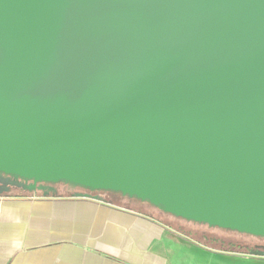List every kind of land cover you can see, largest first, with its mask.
Here are the masks:
<instances>
[{
	"label": "water",
	"instance_id": "95a60500",
	"mask_svg": "<svg viewBox=\"0 0 264 264\" xmlns=\"http://www.w3.org/2000/svg\"><path fill=\"white\" fill-rule=\"evenodd\" d=\"M0 172L264 237V0H0Z\"/></svg>",
	"mask_w": 264,
	"mask_h": 264
},
{
	"label": "crops",
	"instance_id": "0c3cea01",
	"mask_svg": "<svg viewBox=\"0 0 264 264\" xmlns=\"http://www.w3.org/2000/svg\"><path fill=\"white\" fill-rule=\"evenodd\" d=\"M170 218L85 189L2 192L0 264H235L237 258L264 259L204 245Z\"/></svg>",
	"mask_w": 264,
	"mask_h": 264
},
{
	"label": "rangeland",
	"instance_id": "374dc122",
	"mask_svg": "<svg viewBox=\"0 0 264 264\" xmlns=\"http://www.w3.org/2000/svg\"><path fill=\"white\" fill-rule=\"evenodd\" d=\"M23 191L22 188L13 183L12 178H8V180L6 179L4 182L0 181V193H21ZM194 226H196V224L189 222L184 223L183 228L189 232L190 237L198 240V242H201L204 245L215 244L222 249L229 248L236 251H247L253 255H260L264 252V246H262L261 242L264 237L250 235L233 229H224L217 226L204 225L200 226L199 229L194 228ZM211 237H213L214 240H211ZM238 256L240 257V255ZM223 259L225 260L226 258ZM235 261V264H264V259L257 257H252L248 261L237 258Z\"/></svg>",
	"mask_w": 264,
	"mask_h": 264
},
{
	"label": "trees",
	"instance_id": "16d2710c",
	"mask_svg": "<svg viewBox=\"0 0 264 264\" xmlns=\"http://www.w3.org/2000/svg\"><path fill=\"white\" fill-rule=\"evenodd\" d=\"M0 176H1L0 178H2V182L5 179H7V178H12L13 183H15L20 188H22L24 190L23 192L33 191V190H36L38 187L46 189L47 191H56V190H59V189L68 190L69 188H78V189H81V190L85 189V190L92 191L93 193H104L108 197H110V199L119 200V201H123V202H126V203H134L137 206L140 205L144 212H150V213L153 212V214H155L157 216H165V215L169 216V217L173 218V221H175V224H176V222L177 223L182 222L183 224L190 222V223L196 224V226H198V225L199 226L207 225V224H203V223L194 222V221H191V220H186V219H184L182 217H178V216H175V215H173L171 213L164 212L162 209H160L159 207L151 204L148 201H142V200H140V199H138L136 197H130L129 195L122 194L119 191L90 190L89 188H85V187H82L80 185H73V184L68 183L66 181H58V182H54V183L53 182L40 181V182H37L34 185V183H33V181L31 179L22 178V177H19V176H16V175L4 174V173L0 172ZM179 228L183 229L181 227H179ZM183 230L186 231L187 233H189L186 229H183ZM211 240H214V238L211 237Z\"/></svg>",
	"mask_w": 264,
	"mask_h": 264
},
{
	"label": "flooded vegetation",
	"instance_id": "af4514ba",
	"mask_svg": "<svg viewBox=\"0 0 264 264\" xmlns=\"http://www.w3.org/2000/svg\"><path fill=\"white\" fill-rule=\"evenodd\" d=\"M1 177V176H0ZM6 180V179H5ZM7 180H8V178H7ZM0 181H2V178H0ZM4 182V181H3ZM108 197V196H107ZM110 198V197H109ZM261 242H262V246H264V239H262L261 240Z\"/></svg>",
	"mask_w": 264,
	"mask_h": 264
}]
</instances>
